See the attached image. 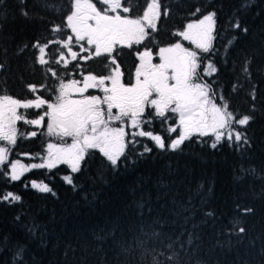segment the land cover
<instances>
[{"label": "trees", "instance_id": "16d2710c", "mask_svg": "<svg viewBox=\"0 0 264 264\" xmlns=\"http://www.w3.org/2000/svg\"><path fill=\"white\" fill-rule=\"evenodd\" d=\"M243 2L161 0L162 5L170 9V14L161 18L158 31L153 36L159 45L170 40L173 32L190 19H195L189 13L197 6L204 12H216L218 36L213 44L219 53L211 58L220 70L209 79L215 81L217 91L229 103L231 110L255 117L246 129L251 147L240 152L223 142L212 148L210 137L193 135L179 150L172 152L162 151L147 138L137 136L135 139L140 144L134 146L136 149H141L146 143L153 151L135 166L121 165L113 169L98 151L89 150L81 163V171L75 174L67 165H59L52 170L32 169L15 182L0 175V190H11L22 197L21 203L11 206L0 203V237L7 238L6 243L0 245V264H10L18 243L27 248L24 264H152L153 256L165 260L167 264L166 256L171 251L167 247L169 243H175V250L180 253L183 264H189V261L195 264L198 259L204 264H264V198L260 197L264 180L252 177H245L242 182L237 180L241 168L254 167L258 175L264 174V0H253L254 6L246 8L242 7ZM142 3L143 0L141 6ZM38 4L39 0H26L23 5L19 0L0 2V63L5 65L0 70V89H6L14 97L32 96L25 88L28 83L40 85L47 79L48 84L56 85V81L42 73L39 66H30L31 47L17 55V49L24 45L30 46L38 38L41 42L49 39L52 24L62 22V15L47 11ZM21 8L28 11L29 18L21 15ZM140 10L134 7V11ZM237 17L241 26L248 28L247 34L230 29L228 21ZM234 34L236 39L225 50ZM55 35L59 37V34ZM144 43L148 44V41ZM136 47L143 48V45L120 50L123 53L120 62L126 74L132 71L136 62L133 53ZM149 47L155 50L157 45ZM246 58L251 59L250 74L241 71ZM67 59L71 61L70 56ZM101 60L103 57L88 61H79L78 58L82 67L73 71L86 69L100 73L104 71ZM75 63L77 61H71L68 68L71 69ZM56 67L65 74V82L78 78L67 74V69ZM47 95L53 94L49 92ZM253 105L254 111L251 110ZM38 111L42 112L41 109ZM36 113L37 110H26V115L31 114V118H35ZM17 128L18 139L11 158L23 159V152L38 154L43 151L41 137L44 127H33L21 121ZM145 128L163 135L166 147L175 137V134L169 135L167 124L161 125L159 119L145 125ZM32 131L37 132L35 137L20 135ZM129 158L137 157L130 155ZM69 174L74 178L75 190L63 179ZM32 181L48 183L55 195L32 189ZM198 188L205 196L203 202L197 198V207L201 211L194 217L185 213L187 221L183 216L174 215L173 201L179 204L187 200L192 195L189 190ZM141 195L145 200L151 196L153 210L149 213L146 205L143 222L161 221L162 227H156V231L162 233L160 240L147 239L143 249L128 252H121L112 246L111 239L99 245L93 233L110 229L115 221H119L123 232V236L121 231L116 233L117 239L131 241L133 236L139 235L137 226L141 219L130 206ZM237 205L255 209L251 215L240 217V225L246 229L242 242H237L235 235L229 237L226 234L236 216ZM205 211L215 213V219L207 218V224L203 218ZM17 215L25 222L35 220L43 226V243L26 236L15 220ZM194 225L198 226L195 230L201 236L195 242L198 245L195 255L192 246L185 244L182 249L179 243L187 241V233L193 231Z\"/></svg>", "mask_w": 264, "mask_h": 264}, {"label": "snow or ice", "instance_id": "6c2138e0", "mask_svg": "<svg viewBox=\"0 0 264 264\" xmlns=\"http://www.w3.org/2000/svg\"><path fill=\"white\" fill-rule=\"evenodd\" d=\"M25 2L26 0H19L21 5ZM38 6L62 15V22L52 24L49 29L52 36L49 39L41 42L38 38L30 46L24 45L17 49V55L31 47L33 53L30 66H39L42 73L50 75L56 81V85L48 84L47 79L40 85L25 84L27 92L33 95L25 94L22 98L14 97L6 89H0V142H3L0 144V175L6 180L19 181L24 173L32 169L52 170L59 165H67L72 174L78 173L89 150L98 151L113 169H118L121 165L135 166L153 151L146 143L141 149H136L134 146L140 144L135 139L137 136L147 138L162 151L172 152L179 150L193 135L212 137V148L223 142L240 152L251 147L246 129L255 117L231 110L229 103L217 91L215 81L209 79L220 70L211 58L219 53L213 44L218 36L215 11L204 12L197 6L189 13L195 19H190L172 33L179 39L170 42L168 46H159L153 33L158 31L161 18L170 14V9L163 6L161 0H143L142 6L141 0H39ZM251 6H254L253 0H244L242 7ZM134 7L141 10L134 11ZM21 15L29 18V13L24 8H21ZM228 24L232 30L248 33V28L241 26L238 17L229 20ZM55 34H59V37ZM235 39L234 34L225 50ZM185 41L192 47H186L183 43ZM151 44H156L157 48L154 50L149 47ZM133 45H143V48L136 47L133 50L136 62L133 70L126 74L120 62L123 55L120 50L133 49ZM154 51L158 56L157 63H153ZM4 52L6 55L7 50ZM82 53L86 55H81ZM68 56L71 61H77L71 69L68 68L71 62L67 59ZM100 57H103L101 63L104 71H73L82 67L79 61ZM250 64L251 59L246 58L242 73L250 74ZM56 66L67 69V74L79 78L65 82V74L60 73ZM4 67L0 63V70ZM89 90H97L102 95L88 94ZM49 92L53 95H47ZM21 109L37 110L35 118L21 112ZM40 109L44 110L38 111ZM251 110H255L254 105ZM173 117L178 118V125L173 121L168 126V132L177 133V128L180 132L176 138L170 139L166 147L165 137L146 130L145 125L153 124L157 119L161 125L168 124ZM46 119L47 134L58 137L62 142L47 143L46 156L39 163L26 165L19 159L10 160L18 139L17 123L22 121L31 126L44 127ZM129 128L134 131H126ZM20 135L35 137L37 132ZM130 155L137 158L130 159ZM245 177L264 180V174L258 175L254 167L240 169L237 180L242 182ZM63 179L75 190L72 175H65ZM30 186L40 193L55 195L48 183L32 181ZM189 191L192 195L187 200L180 201L179 204L173 201L174 215L183 216L185 221L188 219L185 213H191L194 217L201 211L197 207V198L200 202L205 199L200 188ZM260 197L264 198V189L261 190ZM21 202L19 194L11 190H0V203L11 206ZM146 205L151 213L153 209L150 195L147 200L141 195L130 206L141 219L137 226L139 235L133 236L131 241L117 239L116 233L121 231L123 236V232L119 221H115L110 229L102 230L99 234L93 233L97 243L102 246L111 239L112 246L119 248L121 252H128L143 249L147 239L160 240L162 233L157 232L156 227H162L161 221L154 219L150 223L143 222ZM254 211L252 207L237 205L236 216L226 234L229 237L235 235L237 242H242V234L246 233V229L240 225V217L251 215ZM203 218L207 224V218L215 219V213L205 211ZM15 220L26 236L43 243L44 229L39 222H25L20 215ZM196 227L198 226L194 225L193 231L187 233V241L179 242L182 249L185 244L192 246L193 255L198 248L195 242L201 239ZM6 241V237H0V245ZM167 247L171 249L166 256L167 264H183L180 253L175 250V243H169ZM100 250L103 251V247ZM26 251V246L18 243L12 252L10 264H24ZM161 255L164 253L161 252ZM152 264H165V260L153 256ZM195 264L204 262L198 259Z\"/></svg>", "mask_w": 264, "mask_h": 264}, {"label": "rangeland", "instance_id": "374dc122", "mask_svg": "<svg viewBox=\"0 0 264 264\" xmlns=\"http://www.w3.org/2000/svg\"><path fill=\"white\" fill-rule=\"evenodd\" d=\"M78 78H79V77H78ZM76 79H77V78H76ZM70 80H72V79H70ZM70 80H67L66 82H68V81H70ZM88 94H98V95H102V93H99L97 90H89V93H88ZM73 98H76V97L74 96ZM33 110H35V109H33ZM41 110L43 111L44 109H41ZM20 111H21V112H25V114H26V110L21 109ZM172 120L175 121V124H176V125H178V118H177V117H173ZM172 120H170L169 123L167 124V129H168L169 124H171L170 122H171ZM18 124H19V122L17 123V125H18ZM46 124H47V119L45 120V126H44V128H45V132H44V134H43L42 137H41V140L44 142V145H43V151L40 152V153H38V154L28 153V152H23V153L21 154V156H22L23 159H19V160L21 161V163H24V164H26V165H30V164H32V163H39V162H41V158L46 156L47 143H49V142L61 143V142H62V141H60V139H59L58 137H56V136H49V135L47 134V131H46ZM33 127H35V126H33ZM39 128H40V127H39ZM126 131L131 132V131H134V130H132V129L129 128V129H126ZM179 132H180V129L177 128V133H169V135H171V134H175V137H174V138H176L177 135L179 134ZM210 138H211V140L213 139L212 137H210ZM126 139H127V138H126ZM172 139H173V138H172ZM68 142H70V139H69ZM2 143H3V142H0V144H2ZM24 154H28V155H24ZM11 157H12V154H11V156H10V160L13 159V158H11ZM35 182L40 183L39 181H35Z\"/></svg>", "mask_w": 264, "mask_h": 264}, {"label": "flooded vegetation", "instance_id": "af4514ba", "mask_svg": "<svg viewBox=\"0 0 264 264\" xmlns=\"http://www.w3.org/2000/svg\"><path fill=\"white\" fill-rule=\"evenodd\" d=\"M98 6H100L99 4H98ZM174 33V32H173ZM179 38L178 37H174L172 34L170 35V40H168V41H166L165 43H163L162 45H159V46H168L169 45V43L170 42H172V41H176V40H178ZM184 43V45L186 46V47H192L191 45H189L186 41L185 42H183ZM134 46V45H133ZM126 49V48H125ZM85 55H86V53H85ZM158 62V56L156 57V54L154 53V59H153V63H157ZM132 70H133V68H132Z\"/></svg>", "mask_w": 264, "mask_h": 264}]
</instances>
